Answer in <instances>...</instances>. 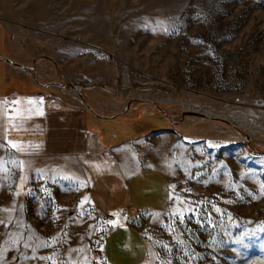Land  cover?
Masks as SVG:
<instances>
[{
  "label": "rangeland",
  "instance_id": "rangeland-1",
  "mask_svg": "<svg viewBox=\"0 0 264 264\" xmlns=\"http://www.w3.org/2000/svg\"><path fill=\"white\" fill-rule=\"evenodd\" d=\"M0 55L32 67L0 59L1 83L79 86L95 127L167 174L133 219L139 264H264V0H0ZM56 160L0 138V264H112L93 173Z\"/></svg>",
  "mask_w": 264,
  "mask_h": 264
},
{
  "label": "crops",
  "instance_id": "crops-1",
  "mask_svg": "<svg viewBox=\"0 0 264 264\" xmlns=\"http://www.w3.org/2000/svg\"><path fill=\"white\" fill-rule=\"evenodd\" d=\"M41 65L48 74L55 70L49 63ZM1 84L0 138L24 154L53 157L59 163L71 158L81 166L79 170L83 167L93 173L87 187L89 203L111 213L114 220L103 240L105 257L112 264H139L145 255V243L133 219L137 213L157 210L167 202V174L142 159L135 137L118 139L108 126L95 127L89 115L94 113L81 98H55L59 96L58 84L48 92L54 96L47 98L40 91H22L20 82L11 87L6 81ZM109 145L116 146L117 151L106 153ZM95 150L103 154L96 156Z\"/></svg>",
  "mask_w": 264,
  "mask_h": 264
},
{
  "label": "trees",
  "instance_id": "trees-1",
  "mask_svg": "<svg viewBox=\"0 0 264 264\" xmlns=\"http://www.w3.org/2000/svg\"><path fill=\"white\" fill-rule=\"evenodd\" d=\"M11 63H13L14 65H18L20 67L26 68L27 70H31L32 69L31 66H24L22 64H19V63H16V62H12V61H11ZM50 84H54V83L53 82H51V83H45L44 86H48ZM40 85L41 84L38 83L37 81H36V84L34 83L33 85H30L29 87H25L22 84L21 90L22 91H26V90L40 91ZM78 94L80 95L81 100L83 101V103L85 104V106L88 108V110L91 111V112H93V113H95L93 111V109L88 106V103L86 102V100L84 99L83 95L81 94V91H79ZM103 117L109 118V116H104V115H103ZM212 120L223 121V119L215 118V117H213Z\"/></svg>",
  "mask_w": 264,
  "mask_h": 264
},
{
  "label": "water",
  "instance_id": "water-1",
  "mask_svg": "<svg viewBox=\"0 0 264 264\" xmlns=\"http://www.w3.org/2000/svg\"><path fill=\"white\" fill-rule=\"evenodd\" d=\"M0 59L3 60V61H6V62H9L11 63V60L8 59L7 57L3 56V55H0ZM68 85L72 88H74L77 92L80 91V87L77 86V85H74V84H71V83H68ZM80 96V95H79ZM89 106V105H88ZM90 107V106H89ZM91 108V107H90ZM95 114V113H94ZM182 114H196V115H200V116H203V117H206L208 119H212L213 117H210L208 115H205L203 113H199V112H195V111H187V110H184L182 111ZM96 116L98 117H102L103 115H99V114H95ZM248 138V137H247Z\"/></svg>",
  "mask_w": 264,
  "mask_h": 264
},
{
  "label": "built area",
  "instance_id": "built-area-1",
  "mask_svg": "<svg viewBox=\"0 0 264 264\" xmlns=\"http://www.w3.org/2000/svg\"><path fill=\"white\" fill-rule=\"evenodd\" d=\"M105 217L109 218V219H112L113 215L111 213H106L105 214Z\"/></svg>",
  "mask_w": 264,
  "mask_h": 264
}]
</instances>
